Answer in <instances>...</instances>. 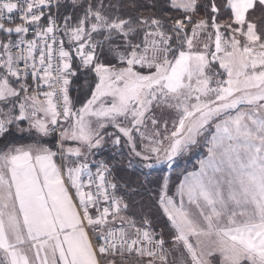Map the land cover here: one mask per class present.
<instances>
[{
  "label": "snow or ice",
  "instance_id": "6c2138e0",
  "mask_svg": "<svg viewBox=\"0 0 264 264\" xmlns=\"http://www.w3.org/2000/svg\"><path fill=\"white\" fill-rule=\"evenodd\" d=\"M0 264H264V0H0Z\"/></svg>",
  "mask_w": 264,
  "mask_h": 264
},
{
  "label": "rangeland",
  "instance_id": "374dc122",
  "mask_svg": "<svg viewBox=\"0 0 264 264\" xmlns=\"http://www.w3.org/2000/svg\"><path fill=\"white\" fill-rule=\"evenodd\" d=\"M198 158H199V153H197V154L191 156L190 158L179 160V161L176 163V165H175V170L179 171V169H180L181 167H183V164L185 163V161H188V160H191V162H193V163H191V165L194 166L195 163H196V160H197ZM191 165H188L187 168L191 167ZM189 169H190V168H189Z\"/></svg>",
  "mask_w": 264,
  "mask_h": 264
},
{
  "label": "trees",
  "instance_id": "16d2710c",
  "mask_svg": "<svg viewBox=\"0 0 264 264\" xmlns=\"http://www.w3.org/2000/svg\"><path fill=\"white\" fill-rule=\"evenodd\" d=\"M197 161V160H196ZM191 163H193V162H191V160H188V161H185V163L183 164V167H181L179 170H181V169H184V168H187L188 167V165H191ZM196 164V163H195ZM190 169H193V165H191V167H189ZM189 168H187V169H189Z\"/></svg>",
  "mask_w": 264,
  "mask_h": 264
},
{
  "label": "crops",
  "instance_id": "0c3cea01",
  "mask_svg": "<svg viewBox=\"0 0 264 264\" xmlns=\"http://www.w3.org/2000/svg\"><path fill=\"white\" fill-rule=\"evenodd\" d=\"M191 170V169H190Z\"/></svg>",
  "mask_w": 264,
  "mask_h": 264
}]
</instances>
